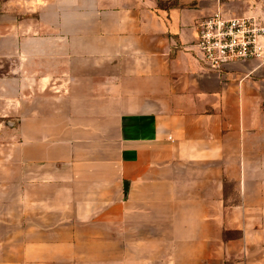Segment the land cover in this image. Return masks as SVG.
<instances>
[{
  "label": "crops",
  "instance_id": "crops-1",
  "mask_svg": "<svg viewBox=\"0 0 264 264\" xmlns=\"http://www.w3.org/2000/svg\"><path fill=\"white\" fill-rule=\"evenodd\" d=\"M220 5L0 0V264H264V62L205 65Z\"/></svg>",
  "mask_w": 264,
  "mask_h": 264
},
{
  "label": "built area",
  "instance_id": "built-area-1",
  "mask_svg": "<svg viewBox=\"0 0 264 264\" xmlns=\"http://www.w3.org/2000/svg\"><path fill=\"white\" fill-rule=\"evenodd\" d=\"M196 47L213 72L248 61L264 62V24L259 17L229 18L217 11L197 24Z\"/></svg>",
  "mask_w": 264,
  "mask_h": 264
},
{
  "label": "rangeland",
  "instance_id": "rangeland-1",
  "mask_svg": "<svg viewBox=\"0 0 264 264\" xmlns=\"http://www.w3.org/2000/svg\"><path fill=\"white\" fill-rule=\"evenodd\" d=\"M220 2V8L217 11H220L224 14H227V15H231L232 18H242L244 17V15H242V0H219ZM56 89L55 88H52L50 91H49V105L50 106H54V111H56V105L57 103L55 102V99H56ZM98 107V105L96 106ZM98 109V108H97ZM80 110L81 111H87L88 110V105H85V104H82L81 107H80ZM8 122V121H7ZM7 122L5 123L6 124V128L8 127L7 125ZM2 142H5L3 140V138L0 139V143Z\"/></svg>",
  "mask_w": 264,
  "mask_h": 264
}]
</instances>
